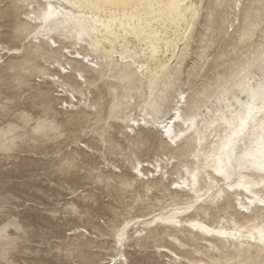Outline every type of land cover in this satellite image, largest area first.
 <instances>
[{
  "label": "rangeland",
  "instance_id": "rangeland-1",
  "mask_svg": "<svg viewBox=\"0 0 264 264\" xmlns=\"http://www.w3.org/2000/svg\"><path fill=\"white\" fill-rule=\"evenodd\" d=\"M195 1L194 23L156 90L155 118L169 115L180 98L187 100L184 114L205 110L264 50L262 0ZM33 4L41 2L0 0V41L19 49L0 55V103L9 109L7 119L0 117V227L20 229L8 227L13 239L0 241V264H261L263 244L218 237L217 251L206 245V233L188 225L150 222L189 197L169 188L184 166L195 165L196 143L170 146L152 125L131 131L129 118L143 113L147 79L120 61L114 65L119 57L98 74L70 57L71 42L61 40L54 49L40 44L41 27L28 17ZM80 51L99 60L87 46ZM79 69L86 83L77 80ZM63 82L69 91H62ZM72 92L78 102L67 106ZM9 125L14 130L6 135ZM160 159L168 181L143 180L132 171L138 160ZM236 200L228 194L219 206L201 201L190 213L213 226L264 223V206L243 215ZM128 222L134 228L122 246L116 235ZM171 234L183 245L172 243ZM163 246L181 259L172 260Z\"/></svg>",
  "mask_w": 264,
  "mask_h": 264
},
{
  "label": "bare ground",
  "instance_id": "bare-ground-1",
  "mask_svg": "<svg viewBox=\"0 0 264 264\" xmlns=\"http://www.w3.org/2000/svg\"><path fill=\"white\" fill-rule=\"evenodd\" d=\"M40 2L41 5L33 4L31 14H28L29 20L41 27L40 34L36 37L40 44L46 43L54 49L60 46L61 40L71 42L74 51L67 49V52L71 53L70 57L81 59L82 63H86L87 67H93L98 74H101L105 65H110L109 62L119 57L114 65L120 61L127 68H135L147 79L143 113L137 118H129L128 127L131 131L152 125L170 146L177 147L180 142L189 139L196 143L195 165L184 166L181 177L172 181L169 188L174 192H190L192 195L185 200L176 201L170 210L158 214V217L150 222L164 223L175 229L177 226L188 225L195 233H206L208 239L203 238L206 245L217 251L220 250L216 243L219 238H230L232 241L246 239L254 242L258 248L261 247L260 244L264 245L263 221L253 223L250 227L237 223L233 226H213L196 214L202 207L199 206L201 201L219 206L227 201L228 194L234 195L235 200L237 199L235 205L240 214L253 213L255 209L264 206L261 203L264 201V188H258L260 185L264 187V176H261L260 172L261 166L264 165V132H261L264 121L260 119V114L256 113L244 131L235 135L240 116L247 114L246 106L249 104H253L255 108L264 106L259 95L255 100L251 96L252 92L259 89L261 77L264 75L260 68L264 62V50L254 65L244 68L235 80L224 85L214 95V99L205 110L184 114L182 109L187 100L182 101L180 98L169 115L155 118L153 112L158 111L156 90L160 86L162 74L170 67L180 44L186 39L194 23L198 13L197 2L176 0L178 5L182 2L186 6L136 10L112 5L122 3L167 5L169 0H40ZM73 3H80L82 10L73 9L71 7ZM48 5H52L53 13L45 23ZM84 46H87L99 60L95 61V58L90 57L91 54H83L80 49ZM18 50L9 48L0 41V55L1 51L16 53ZM56 63L57 67L66 72V66L60 61ZM76 77L78 81L87 82L80 69ZM52 80L60 81V77L53 75ZM62 85V91L70 90L69 86L66 88V83L63 82ZM183 94L181 93L182 98ZM71 96L72 100L66 102L67 106H75V102H78L73 92ZM130 99L134 97L131 96ZM88 104L93 106L91 102ZM164 128H168V134H165ZM172 158L173 156L167 159L173 167L175 160H171ZM162 161L163 159H160L156 163H150L138 160L132 171L143 180L158 176L165 182L169 180L170 173L164 170ZM146 167L153 169L146 172ZM193 210L196 213H190ZM126 225V228H122L124 238L119 241L122 246L126 244L134 228L131 222ZM170 239L172 243L183 245L177 235L171 234ZM160 249L170 254L172 260L181 259L176 252L166 246ZM121 256L123 259L125 254L122 252Z\"/></svg>",
  "mask_w": 264,
  "mask_h": 264
},
{
  "label": "snow or ice",
  "instance_id": "snow-or-ice-1",
  "mask_svg": "<svg viewBox=\"0 0 264 264\" xmlns=\"http://www.w3.org/2000/svg\"><path fill=\"white\" fill-rule=\"evenodd\" d=\"M262 3H264V0H262ZM85 6H88V5H85ZM92 6H95V5H92ZM112 6L113 7H122L125 9L132 8L133 10H136L138 8H150V7L176 8L178 6L185 7L186 5H184L182 2L180 5H178L176 0H169L167 5H164V4L157 5V4H149V3H138V4L122 3V4H115ZM47 7H48V13L44 17L45 23L47 22V19L53 13L52 5H48ZM71 7L73 9L78 10V11L82 10V5L80 3H73L71 5ZM260 68H261L262 73H264V62L261 63ZM257 95H259V98L262 102V105H264V75H262V77H261L259 89H257L256 91L251 93L252 99L255 100ZM246 107H247V114L246 115L242 114L240 116L239 127L236 129L235 135H238L240 132L244 131L245 127L252 122V118L256 113H259L260 119L262 121H264V106H261L260 108H255L253 104H249ZM8 111H9L8 102L5 101L3 103H0V117L7 119L8 118ZM25 119H27V117H25ZM8 128H9V131L6 133V135H11L12 131L14 130V126L9 125ZM36 130L37 131L40 130L39 123H38V127ZM163 130H164L165 134H168V128H164ZM261 132H264V124L261 125ZM260 172H261V176H264V165L261 166ZM261 203L264 204V201H261ZM10 226L17 227V231L20 230L18 228V226L14 225L12 223H10L8 225H4L3 227H0V241H10L13 239L12 237L8 236V234H7V229ZM126 227H127V225H125V228ZM123 233H124V229H119L117 231L116 239L118 241L123 240V238H124ZM3 264H10V262L5 261V262H3ZM261 264H264V260L261 261Z\"/></svg>",
  "mask_w": 264,
  "mask_h": 264
}]
</instances>
